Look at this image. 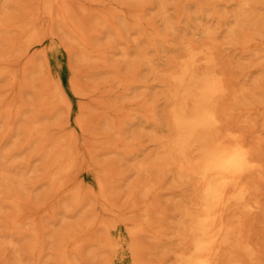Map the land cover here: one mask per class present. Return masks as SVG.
Returning <instances> with one entry per match:
<instances>
[{
	"label": "rangeland",
	"instance_id": "obj_1",
	"mask_svg": "<svg viewBox=\"0 0 264 264\" xmlns=\"http://www.w3.org/2000/svg\"><path fill=\"white\" fill-rule=\"evenodd\" d=\"M44 1L0 0V264H61L63 254L69 264H132L129 230L149 205L141 260L173 264L187 185L156 159L169 134L164 76L184 43L214 44L233 87L249 89L223 101L227 124L264 143V0H250L249 18L238 0H68L83 37ZM23 23L35 27L31 42ZM57 80L63 102L53 100ZM67 143L75 163L57 174L49 163ZM252 229L260 252L249 264H264L263 215Z\"/></svg>",
	"mask_w": 264,
	"mask_h": 264
},
{
	"label": "bare ground",
	"instance_id": "obj_2",
	"mask_svg": "<svg viewBox=\"0 0 264 264\" xmlns=\"http://www.w3.org/2000/svg\"><path fill=\"white\" fill-rule=\"evenodd\" d=\"M238 2L240 13L249 18L250 0ZM55 4L60 7L64 22L83 37L82 25L75 20L68 0H45L44 12L52 18ZM19 27L25 33V41L31 42L35 27L31 23ZM251 40L252 37H247L245 42ZM183 46L184 57L164 76L169 134L157 139L160 150L156 156L164 168L173 171L178 182L187 185L185 197L176 206L179 215L176 226L182 242L178 250L172 251L173 264L257 262L260 248L252 224L259 215L264 216V143L258 138L249 140L229 126L223 108L224 100L245 98L249 89L233 87L215 55L214 44L201 48L190 43ZM261 89L264 95V87ZM62 97L57 80L53 100L63 102ZM41 134L34 130L30 136ZM63 146L49 163L57 174L68 171L75 163L70 143ZM56 173L46 175L53 180ZM98 184L104 195L105 182L100 179ZM8 202L15 209V218L11 220L14 229L20 213L19 202L14 199ZM80 203V194L76 192L73 205L78 207ZM149 210L150 205L141 223L129 230L133 239L132 264H146L141 260L143 247L138 236L154 227ZM91 223L93 220L88 224ZM60 262L69 264L64 254Z\"/></svg>",
	"mask_w": 264,
	"mask_h": 264
}]
</instances>
